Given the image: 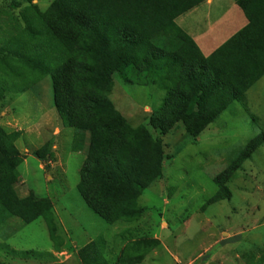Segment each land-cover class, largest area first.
<instances>
[{"label": "trees", "instance_id": "obj_1", "mask_svg": "<svg viewBox=\"0 0 264 264\" xmlns=\"http://www.w3.org/2000/svg\"><path fill=\"white\" fill-rule=\"evenodd\" d=\"M35 1L24 0L25 28L0 48V75L26 89L52 78L55 109L64 126L75 131L72 152L86 151L80 196L109 225L136 223L148 211L141 198L163 178L160 137L182 125L197 140L264 78V0L237 1L248 24L209 57L176 24L209 0H55L46 12ZM131 69L146 85L166 92L149 125L159 138L146 126L133 128L109 97L114 77L129 82ZM5 89L1 83L0 101ZM21 136L0 125V229L10 219L26 225L43 219L51 241L59 244L52 202L33 193L21 198L17 192L23 159L16 144ZM263 145L261 133L215 178L219 190L210 205L232 199L229 186ZM53 149L49 141L34 157L49 163ZM128 245L116 264H141L147 250L159 243ZM101 248L95 242L82 248V263L111 264ZM141 251V256H131Z\"/></svg>", "mask_w": 264, "mask_h": 264}, {"label": "rangeland", "instance_id": "obj_2", "mask_svg": "<svg viewBox=\"0 0 264 264\" xmlns=\"http://www.w3.org/2000/svg\"><path fill=\"white\" fill-rule=\"evenodd\" d=\"M55 0H36L46 12ZM238 0H213L177 19L176 24L209 57L244 29L248 21ZM24 0H0V48L25 28ZM125 82L115 76L109 97L133 128L149 127L166 92L146 85L131 69ZM5 84L0 125L21 132L17 142L23 164L16 186L21 198L30 193L48 198L59 223V244L51 241L43 219L26 225L10 219L0 229V262L4 264H83L79 251L95 242L104 258L116 264L133 242H158L132 253L141 264H264V145L247 161L229 186L232 199L210 205L218 193L214 183L245 147L264 133V78L233 103L197 140L182 125L164 143L163 178L140 200L148 210L133 224L109 225L91 211L78 192L86 151L73 153L75 131L64 126L55 109L53 82L47 77L31 89L0 75ZM54 142V160L42 163L34 153ZM55 245H60L57 252ZM34 253L31 258L21 254ZM134 254V255H133ZM127 255H130L129 253Z\"/></svg>", "mask_w": 264, "mask_h": 264}, {"label": "crops", "instance_id": "obj_3", "mask_svg": "<svg viewBox=\"0 0 264 264\" xmlns=\"http://www.w3.org/2000/svg\"><path fill=\"white\" fill-rule=\"evenodd\" d=\"M212 1H213V0H209V1L207 2V4H210V3H212Z\"/></svg>", "mask_w": 264, "mask_h": 264}]
</instances>
